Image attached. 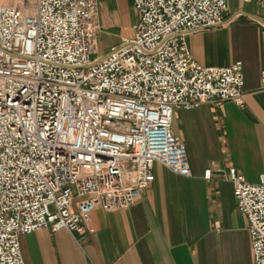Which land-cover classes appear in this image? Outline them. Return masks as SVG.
Wrapping results in <instances>:
<instances>
[{
    "label": "built area",
    "instance_id": "1",
    "mask_svg": "<svg viewBox=\"0 0 264 264\" xmlns=\"http://www.w3.org/2000/svg\"><path fill=\"white\" fill-rule=\"evenodd\" d=\"M131 3V36L92 56L95 0L0 2V264H24L22 233L82 234L92 208L128 205L153 161L188 174L174 106L241 103L239 60L200 64L185 40L225 21L224 0ZM258 81L264 88V28ZM226 175L252 264H264V173L249 181L228 165Z\"/></svg>",
    "mask_w": 264,
    "mask_h": 264
},
{
    "label": "crops",
    "instance_id": "2",
    "mask_svg": "<svg viewBox=\"0 0 264 264\" xmlns=\"http://www.w3.org/2000/svg\"><path fill=\"white\" fill-rule=\"evenodd\" d=\"M95 2L91 55L99 56L120 36H131L137 14L131 0ZM224 2L222 24L188 31L185 40L200 64L239 60L241 103L202 100L172 108L170 127L183 141L189 173L153 161L152 178L139 194L126 206L92 208L82 234L62 227L20 234L24 264H252L247 221L226 168L249 181L264 173V88L258 81L264 0Z\"/></svg>",
    "mask_w": 264,
    "mask_h": 264
}]
</instances>
